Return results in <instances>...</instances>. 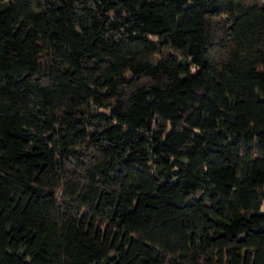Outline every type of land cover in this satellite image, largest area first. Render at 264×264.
Masks as SVG:
<instances>
[{"label": "trees", "instance_id": "obj_1", "mask_svg": "<svg viewBox=\"0 0 264 264\" xmlns=\"http://www.w3.org/2000/svg\"><path fill=\"white\" fill-rule=\"evenodd\" d=\"M0 264H264V1L0 0Z\"/></svg>", "mask_w": 264, "mask_h": 264}, {"label": "crops", "instance_id": "obj_2", "mask_svg": "<svg viewBox=\"0 0 264 264\" xmlns=\"http://www.w3.org/2000/svg\"><path fill=\"white\" fill-rule=\"evenodd\" d=\"M264 1V0H263Z\"/></svg>", "mask_w": 264, "mask_h": 264}]
</instances>
